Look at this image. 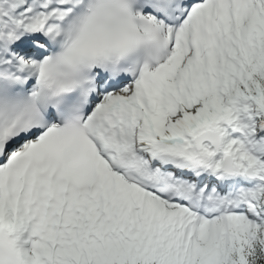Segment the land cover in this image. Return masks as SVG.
I'll list each match as a JSON object with an SVG mask.
<instances>
[{
  "label": "snow or ice",
  "instance_id": "obj_1",
  "mask_svg": "<svg viewBox=\"0 0 264 264\" xmlns=\"http://www.w3.org/2000/svg\"><path fill=\"white\" fill-rule=\"evenodd\" d=\"M0 264H264V0H0Z\"/></svg>",
  "mask_w": 264,
  "mask_h": 264
}]
</instances>
